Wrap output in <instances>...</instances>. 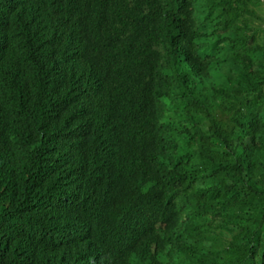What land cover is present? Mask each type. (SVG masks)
Wrapping results in <instances>:
<instances>
[{
  "label": "trees",
  "instance_id": "16d2710c",
  "mask_svg": "<svg viewBox=\"0 0 264 264\" xmlns=\"http://www.w3.org/2000/svg\"><path fill=\"white\" fill-rule=\"evenodd\" d=\"M36 1L0 0V264H264V0Z\"/></svg>",
  "mask_w": 264,
  "mask_h": 264
},
{
  "label": "clouds",
  "instance_id": "9594fccd",
  "mask_svg": "<svg viewBox=\"0 0 264 264\" xmlns=\"http://www.w3.org/2000/svg\"><path fill=\"white\" fill-rule=\"evenodd\" d=\"M14 2H21L22 0H13ZM27 1L25 7L28 9L18 10L15 12L9 11V16L16 17L17 20H21V16L24 18L26 23L31 25H42L45 23L46 17L44 16V8L42 2L36 0H25ZM203 0H198L196 6L189 8L193 16L197 17L202 10ZM1 22L3 29L10 24L20 27L23 25L22 22L14 21L13 18H7L1 16ZM197 24L204 30V32L210 33L213 36V44L223 42L225 40V30L222 26L218 25L215 21L213 23L204 22L197 18ZM203 41V40H202ZM216 51V50H215ZM214 67L203 68L201 70L196 69V72H192L190 69H186L184 75L189 80V85L193 88H196L202 97L208 98L209 102L219 93L223 85L227 82L228 78L222 74L223 68L228 66V61L224 55L215 52L213 57ZM3 61L0 65V71L2 70ZM216 68L219 71V76H222L217 81H213L210 76V70ZM198 74V75H196Z\"/></svg>",
  "mask_w": 264,
  "mask_h": 264
},
{
  "label": "bare ground",
  "instance_id": "6f19581e",
  "mask_svg": "<svg viewBox=\"0 0 264 264\" xmlns=\"http://www.w3.org/2000/svg\"><path fill=\"white\" fill-rule=\"evenodd\" d=\"M117 247H118V246L114 247L113 249H114V250H117ZM113 249H112V250H113Z\"/></svg>",
  "mask_w": 264,
  "mask_h": 264
},
{
  "label": "water",
  "instance_id": "95a60500",
  "mask_svg": "<svg viewBox=\"0 0 264 264\" xmlns=\"http://www.w3.org/2000/svg\"><path fill=\"white\" fill-rule=\"evenodd\" d=\"M195 1V0H194Z\"/></svg>",
  "mask_w": 264,
  "mask_h": 264
}]
</instances>
